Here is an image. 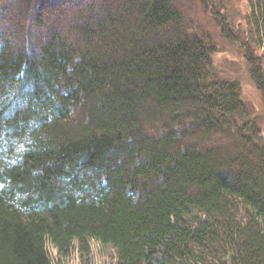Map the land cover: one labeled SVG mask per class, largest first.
Here are the masks:
<instances>
[{
	"label": "trees",
	"instance_id": "obj_1",
	"mask_svg": "<svg viewBox=\"0 0 264 264\" xmlns=\"http://www.w3.org/2000/svg\"><path fill=\"white\" fill-rule=\"evenodd\" d=\"M246 4L264 94V0ZM194 8L0 0V264L93 240L117 264H264V132Z\"/></svg>",
	"mask_w": 264,
	"mask_h": 264
},
{
	"label": "rangeland",
	"instance_id": "obj_2",
	"mask_svg": "<svg viewBox=\"0 0 264 264\" xmlns=\"http://www.w3.org/2000/svg\"><path fill=\"white\" fill-rule=\"evenodd\" d=\"M191 14L196 24H202L204 37L215 46L216 74L239 82L243 100L264 132V94L251 76L247 58L251 54L261 57L262 50L255 47V30L247 13L246 0H216L211 9H205L199 0H195ZM254 62H258L256 58ZM258 69L264 75V61ZM48 250L53 264H117V252L113 246L95 240L91 241L88 255L75 248L70 255L61 256L51 243H48Z\"/></svg>",
	"mask_w": 264,
	"mask_h": 264
}]
</instances>
